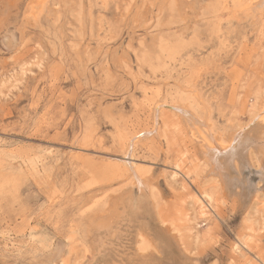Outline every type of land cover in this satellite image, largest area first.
<instances>
[{"label": "rangeland", "instance_id": "374dc122", "mask_svg": "<svg viewBox=\"0 0 264 264\" xmlns=\"http://www.w3.org/2000/svg\"><path fill=\"white\" fill-rule=\"evenodd\" d=\"M255 1L0 0V264H264Z\"/></svg>", "mask_w": 264, "mask_h": 264}, {"label": "bare ground", "instance_id": "6f19581e", "mask_svg": "<svg viewBox=\"0 0 264 264\" xmlns=\"http://www.w3.org/2000/svg\"><path fill=\"white\" fill-rule=\"evenodd\" d=\"M263 4H264V0H257L252 5H253V8H256L258 6H262ZM161 108L171 110L173 113H177V114H178V112H180V113L185 115V117L187 118L188 125L191 127L193 136L201 141V148H202L201 151L205 154V157H207L209 159L210 163L213 166L218 165L216 154L217 153L218 154L219 153L220 154L221 153L226 154L225 150L226 149H227V151L229 150L228 148L232 145V144L231 145L229 144V141H232V143L236 142V141L238 143L240 142V136H241L240 134L241 133H235V134L229 135L228 141H226V142H222V141H218V140L214 139L210 133V130L208 129V127H209L208 123L205 120L199 119L197 117V115H195L194 113H192L191 111L188 110L189 108L187 109L184 107H180L178 105L177 106H171V105L165 106L164 104L158 103V105L155 107V111L153 112L154 123L156 122V120L158 118V114H159V111ZM154 132H155V127L151 128V129L148 128L145 130H140V131L135 132L131 139L127 140L128 141V142H126L127 148H128V151H127L128 153H127V157H126L127 160L123 161L124 163H123L122 169L128 171L129 176H133L134 178L137 177V169L133 168L134 162L129 160L130 159L129 158L130 149L136 143V141L147 139L152 134H154ZM262 141H263V145H264V137L262 138ZM235 144H237V143H235ZM231 151H233V149ZM141 248H144V247H141Z\"/></svg>", "mask_w": 264, "mask_h": 264}]
</instances>
